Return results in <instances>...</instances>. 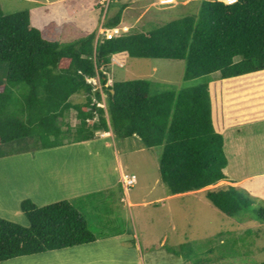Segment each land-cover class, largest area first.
<instances>
[{
	"label": "trees",
	"instance_id": "1",
	"mask_svg": "<svg viewBox=\"0 0 264 264\" xmlns=\"http://www.w3.org/2000/svg\"><path fill=\"white\" fill-rule=\"evenodd\" d=\"M224 1L204 0L199 15L150 31L124 29L123 5L103 25L121 29L114 38L97 29L66 45L47 39L30 11L5 14L0 6V65L6 66L0 73V147L13 146L0 155L89 141L100 132L137 135L148 148L163 147L161 178L171 195L207 189L208 201L231 218L250 209L253 195L235 186L225 138L214 125L212 79L176 88L146 79L108 84L106 73L114 57L186 60L185 81L264 71V0ZM95 8L105 10L101 3ZM96 77L102 90L88 82ZM76 95L85 100L76 102ZM71 111L75 126L67 121ZM21 208L29 226L0 218V264L99 239L73 200L39 206L25 199ZM256 214L264 219V209Z\"/></svg>",
	"mask_w": 264,
	"mask_h": 264
},
{
	"label": "rangeland",
	"instance_id": "2",
	"mask_svg": "<svg viewBox=\"0 0 264 264\" xmlns=\"http://www.w3.org/2000/svg\"><path fill=\"white\" fill-rule=\"evenodd\" d=\"M108 1L0 0V6L5 14L30 11L33 25L45 31L47 39L66 45L83 37L87 32L103 28L107 18L118 12L124 4L123 0H111L108 5ZM124 1L130 4L123 14L124 29L147 31L189 15H199L204 2L176 0L171 6L162 7L150 6L160 0ZM100 3L104 5V11L95 8ZM73 9L77 13L72 14ZM141 15L143 16L137 21ZM52 24L53 27L49 28ZM185 68L186 60L129 58L124 67L109 66L111 80L108 84H112L114 80L146 79L181 88L196 87L212 79L210 93L214 125L224 138L222 129L226 126L229 109L235 108L233 111L240 112L238 114L245 120L256 117L264 120V73L246 84L243 83L239 88L231 85V82L240 77L223 80L218 74L185 81ZM4 69L6 66L0 65V73ZM74 100L82 102L85 97L76 95ZM239 103L246 108L241 106L243 109L240 110ZM250 109L260 111H255L256 114ZM67 121L75 126L76 111L68 113ZM260 124L259 129L262 131L264 122ZM246 128L254 130L251 124L246 125ZM227 132L230 137L238 134L236 127ZM244 132L245 142L254 138L248 136L246 130ZM243 137L241 134L237 140L241 143ZM116 138H100L94 143L91 140L79 142L82 147L75 141L36 152L15 150L0 155V218L29 226L30 222L21 208L25 199H31L39 206L74 199L78 206L80 200L92 197L96 202L88 203L85 211L95 235L99 238L90 244L17 258L2 264L264 263V219L256 214L264 209V172L257 179L259 181L249 183L250 192L258 195L252 194L255 204L234 218L208 201L207 189L156 203L155 200L165 198L170 193L161 178L160 159L163 147H143V141L134 136L125 139L129 140L128 144L132 148L128 153H123L121 145L118 144L119 148L114 146L116 140H120ZM7 147L13 149L12 145ZM7 147L1 146L0 153ZM18 147L19 144H16L15 148ZM257 159L259 162H243L246 172L253 173V168L264 171V156L260 155ZM256 163L255 167H251ZM108 164L110 170L105 168ZM105 174L107 178L101 185ZM230 174L232 175L231 171ZM123 175L131 176L135 182L127 200L124 199L127 197L122 184ZM115 178L121 180L120 183L109 186V196L96 189H104L107 180L112 183ZM239 183L237 181L235 186ZM220 185L221 183L216 186ZM76 191H80L77 199L72 196ZM188 250L190 254L186 257L184 254Z\"/></svg>",
	"mask_w": 264,
	"mask_h": 264
},
{
	"label": "crops",
	"instance_id": "3",
	"mask_svg": "<svg viewBox=\"0 0 264 264\" xmlns=\"http://www.w3.org/2000/svg\"><path fill=\"white\" fill-rule=\"evenodd\" d=\"M129 1H132V0H129ZM122 3H124V4H122V6L125 5L126 9L130 5L124 0L122 1ZM155 5L162 6V7L169 6V5H162L160 3V1L152 3V5H150V6H155ZM150 6L147 7V9L150 8ZM126 9H125V11H126ZM114 11L115 12L117 11L116 8H115ZM111 15H113V14H111ZM142 16L143 15H141L137 19V21L140 20ZM124 24L125 23H123V19H122V25H124ZM102 29L103 28L98 29V30H102ZM103 30H105V29H103ZM101 33L102 32L98 31V35L99 36H100ZM127 62H128V60H126V62H122L119 58L114 57L109 66L115 65L116 67H124L127 64ZM154 69H155V71L157 70L156 67ZM108 71H109V68H108ZM108 71L106 72L107 74H108ZM263 73H264V71H261V72H257V73H253V74L242 76L239 79L234 80L233 82H231V85H236L239 88H241L244 85L243 83L246 84V83L250 82L251 80H253V78H255L256 76L262 75ZM108 76H109V74H108ZM110 80H111V78H110ZM237 83H239V84L237 85ZM231 91L235 92L236 90H231ZM236 103H238V101ZM239 105H240V110H242L243 108H246V106H244V105H242L240 103H239ZM241 106L243 108H241ZM234 109H229V113L227 114V117H226V126H223V129H222V133L225 134V139H226L225 140V147H226L227 155L229 157V162H230L229 170L231 171L232 176L236 180H239V182H240L239 185L240 184L243 185L242 187H245L250 192L251 190H249L250 189L249 183L252 182V181L257 180L258 178H260L261 173L264 172V171H263V169H258V170L255 169V168L251 169V167H255L257 165V163H256L255 165H252L250 167L251 170H254L253 173L246 172V169L243 166V162H246V163H251V162L255 163L257 161L259 162V159H257V158L260 155L264 156V145H262L264 143V130L260 131V129H259L261 127L260 123L264 122V120H262V118H258V117L253 118V119L245 120V118L242 115L238 114L240 112H235V111H233ZM250 110H252V112L260 111V110H253V109H250ZM259 120H261V121H259ZM249 124L253 125L254 130H253V128H246V125H249ZM233 127H236V129L238 131V134H236L235 137H230L229 133L227 131L229 129L233 128ZM244 130H246V134L248 136H253L254 138L252 140H248L247 142H245L246 135H245ZM241 134H243L244 137H243V141H241V143H240L239 140H237V139L241 136ZM110 137H113L114 140L117 139L113 132H106V133L105 132H100V133L97 134L96 138L91 140V142L94 143L95 141L99 140L100 138L108 139ZM135 138H140V137H138L136 135ZM126 141H125V139L116 140L114 146L116 147V145H117V147H118V144H119V145H121V147H120L121 151L123 153H128L130 148H132V145L128 144L129 140H126ZM72 142H75V141H70L69 144L72 143ZM82 142H84V141H82ZM77 143H79V142H77ZM261 145H262V147H261ZM82 146L83 145H81L79 143V147H82ZM142 146L145 147L146 145L142 142ZM251 148H252V151H251ZM118 151H119V149H118ZM105 168L106 169L108 168V170H110L109 164ZM110 175H113V174L111 173ZM106 178H107V174H105V178L101 181V185H103L105 183V179ZM120 180L115 178V180L112 183H109V181L107 180V185L104 187V189H100V188H96V189L97 190H102L103 192L101 194L106 192V194L109 196V193H108L109 189H110L109 186H112L113 184L120 183ZM257 181H259V180H257ZM88 182H90V181H88ZM120 192H121V190H120ZM79 194H80V191H76L72 196H73V198L77 199V197H79ZM251 194L256 195L254 193H251ZM125 195H126L127 198H124V199L125 200L129 199V193H126V191H125ZM182 195H186V194H182ZM176 196H180V195H171V193H169V194L166 195L165 198H158L154 202L157 203V202H160V201H162L164 199H169V198L176 197ZM256 196H258V195H256ZM73 201L75 202L74 199H73ZM93 201L96 202V199L92 198V197H85V199L79 201V205L78 206L75 205L76 208L88 220L89 224H90V219L88 218V215H87L88 213L85 210H86L87 204L88 203H93ZM136 204H140V203H136Z\"/></svg>",
	"mask_w": 264,
	"mask_h": 264
},
{
	"label": "built area",
	"instance_id": "4",
	"mask_svg": "<svg viewBox=\"0 0 264 264\" xmlns=\"http://www.w3.org/2000/svg\"><path fill=\"white\" fill-rule=\"evenodd\" d=\"M175 0H160V3L163 5H168V4H172ZM233 0H231L232 2ZM110 2V0L108 1V3ZM121 29L119 28H115V29H110V30H103L101 34L105 35L108 39H112L114 38L116 35H118L120 33ZM88 82L93 83L96 86V89H101L102 90V85L100 82V77H96V78H90L88 79ZM99 106L101 107H106L105 103H99ZM122 184L124 186V189L126 191V193H129L130 190L134 187L135 182L132 179L131 176L129 175H123L122 177Z\"/></svg>",
	"mask_w": 264,
	"mask_h": 264
},
{
	"label": "clouds",
	"instance_id": "5",
	"mask_svg": "<svg viewBox=\"0 0 264 264\" xmlns=\"http://www.w3.org/2000/svg\"><path fill=\"white\" fill-rule=\"evenodd\" d=\"M111 1V0H110ZM227 1H230V2H227ZM235 1H237V0H233L232 2H235ZM176 2V0L172 3V4H174ZM224 2H226V3H232L231 2V0H226V1H224ZM110 3V2H109ZM109 3H108V5H109ZM172 4H168V5H172ZM163 5V4H162Z\"/></svg>",
	"mask_w": 264,
	"mask_h": 264
}]
</instances>
